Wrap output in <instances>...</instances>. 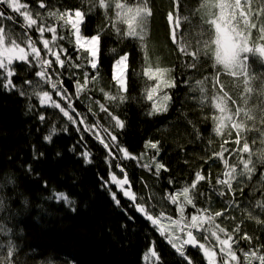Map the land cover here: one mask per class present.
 Returning a JSON list of instances; mask_svg holds the SVG:
<instances>
[{
  "label": "trees",
  "instance_id": "obj_1",
  "mask_svg": "<svg viewBox=\"0 0 264 264\" xmlns=\"http://www.w3.org/2000/svg\"><path fill=\"white\" fill-rule=\"evenodd\" d=\"M117 2L126 7L116 9ZM144 2L106 0L111 6L101 7L98 0H20L34 19L39 13L46 26L57 27L56 44L67 50L73 63H79L74 34L62 27L63 21L49 13L80 10L84 14L82 34L100 36L99 63L98 70L90 66L70 68L67 61L64 68L55 61L51 68L45 66L50 75L53 71L60 75L63 87L72 96V107L86 116L84 123L93 128L92 132H87L82 125L77 132L58 109L39 103L37 94L49 91L53 100L67 110V101L60 99L49 84L35 75L41 70L38 65L15 61L11 77L15 88L12 90H6L2 86L6 81L0 80V264H4L9 244L14 245L12 256L7 258L11 264H146L149 250L157 254L155 264H188L189 261L208 264L200 250L189 249L187 259L180 257L159 234L158 228L137 214L117 185L109 183L108 187L121 201L120 207L115 205L108 188L102 186L101 178L110 181V174L122 177L123 173L128 174L136 203L157 217L166 233L172 235L163 219L167 223L172 222V218L179 220L181 204H184L182 223L185 225L191 215L215 216L216 212H221L214 224L224 232L213 230L221 239L226 238L225 233L233 238L236 260L228 264H259L258 259L246 258L244 253L264 255V223L259 222L264 221V207L258 206L264 202V159L261 157L264 153V99L259 92L264 81V57L259 52V47L264 45L259 31L264 26V0H241L244 11L250 12V23L257 25L248 31L241 23L238 29L247 35V46L253 49L243 54L247 56L251 94L244 92V77L232 76L224 64L216 62L214 44L203 49L196 69L184 67L192 60L178 51L182 40L193 45L189 49L192 51L197 40L215 39V29L206 21L216 19L219 8H201L205 0H146L151 15L144 19L142 31L137 28L142 39L129 37L125 34L128 31L125 19L132 15L128 9L143 6ZM227 2L234 3V0ZM40 3L45 7H39ZM0 10L14 17V21L2 23L6 33L11 31V39L20 47H25L28 37L37 41L35 27L23 28V19L4 4ZM233 12L240 21L239 10L232 8L225 9V17ZM170 13L171 20L168 19ZM133 24L135 26V21ZM60 36L64 39H59ZM5 39L10 44L8 35ZM125 54L128 55L126 89L121 88L114 77L115 61ZM41 56L47 58L43 51ZM32 60L30 57L29 61ZM157 68L167 71L157 73ZM149 69L153 73L151 77L146 74ZM85 72H88L87 83ZM51 79L55 81L56 75H51ZM77 81L81 85L79 97L75 94ZM197 81L202 83L197 84ZM165 82H175V87H165ZM18 90L25 95L21 96ZM121 94L125 97L123 101L108 98ZM216 96L224 100L221 107L227 110L223 113L216 107ZM97 101L124 122L123 129L114 127L99 110ZM237 107L242 109L239 115H236ZM157 108L167 110L155 111ZM39 114L45 116L44 122L38 120ZM70 115L75 114L70 112ZM221 120L226 127L217 133L215 129ZM233 123L244 125L239 145L235 143L237 133L231 127ZM53 127L57 129L55 134L51 132ZM63 128H67V132ZM97 128L103 134L98 135ZM105 129L116 136L120 149H126L136 159H125L117 152ZM47 135L53 136L51 142L45 141ZM96 137L109 148L105 149ZM244 142L252 152L254 170L250 176L240 174L243 165L239 161L249 158L248 153L239 151ZM151 144H157L159 152ZM222 148L227 149L223 159L213 155ZM84 150L90 153L91 163L86 164L80 155ZM224 159L237 169L231 190L217 184L218 179H225ZM156 163L165 166L159 176L155 175ZM197 172L205 179L196 182L193 189L191 185ZM184 187H189L188 196L195 207L186 203ZM220 192L224 195H218ZM59 193H63L67 201L57 199ZM170 195L177 196L176 204L168 199ZM230 201L235 202L236 207L230 208ZM203 209L207 212H201ZM193 231L205 248L213 245L219 248L210 233ZM179 233L183 237L180 228ZM245 234L251 239H243ZM218 262L223 264V259L219 258Z\"/></svg>",
  "mask_w": 264,
  "mask_h": 264
},
{
  "label": "snow or ice",
  "instance_id": "obj_2",
  "mask_svg": "<svg viewBox=\"0 0 264 264\" xmlns=\"http://www.w3.org/2000/svg\"><path fill=\"white\" fill-rule=\"evenodd\" d=\"M0 3L6 5L8 9H10L13 13L19 14L20 17L23 18V25L22 27L25 29L30 30L31 28L35 27L37 33L40 36L43 49L46 50L47 53L51 54L55 58L56 64L60 68L65 67V62L67 61V64L70 68H83L85 66H90L92 70H98V63H99V41L100 36L98 34L92 35L90 38L83 37L80 34V25L84 22V14L80 10H76L74 13L65 11L63 13H49L50 16H57L59 20L63 21L62 27H67L71 30V32L74 34V44L77 49V56L79 59V63H73V61L70 59V57L66 54L67 50L64 49L61 45L56 44V48L59 49V51L54 50L50 47L51 42L57 41V29L54 26H46L43 21L41 20L39 13L36 14L37 18H33V14L31 11L27 10V5L20 3V0H0ZM98 3L101 7H110L111 5L109 3H106V0H98ZM115 8L120 10L124 9L126 6L121 3H115ZM39 7L43 8L45 5L43 3L39 4ZM201 8L203 9H212V8H219L220 13L219 16H217L216 19H210L206 22L211 25L215 29V39L209 40V41H202L197 40L195 45V50L190 51L189 49L193 47V45L187 41H181V46L179 47L178 51L179 53L183 54L184 56H188L191 58L192 62L190 64H185L184 67H188L191 69H196L197 67V61L199 58V55L203 51L204 48L210 47L211 44H214L215 51H216V62L224 64L226 69L230 70V74L234 77L236 76H242L244 77L243 83L245 84L244 92L246 94H251L253 92V88L248 86L249 85V73L246 70V63L247 56L243 55L248 52H252L253 49L249 48L247 46V35L243 34L239 29V25L242 23L243 27L250 31L252 28H256L257 25L255 23H250L249 17L250 12H245L244 8L241 5V0H234V3H228L227 0H205L204 4L201 5ZM226 8H232L235 10H239V16L241 18L240 21H237L236 13L233 12L231 15H229L227 18L225 17V9ZM22 9H24L22 11ZM129 13H132L131 16L127 17L125 19V22L128 24V31L125 33L129 37H138L142 39V36L140 32L137 31V28H140L141 31L143 30V21L146 17L151 15V9L147 7L146 0L143 4V6H137L135 9H128ZM117 15L119 16L120 13L118 12ZM168 19H172L171 13L168 16ZM14 21V17L12 15H6L4 11L0 10V70H3L0 72V80L6 81L3 83V87L6 90H12L15 88V85L12 83L11 77L14 75V72L12 70V62L13 60L22 61L29 64H36L39 66L41 70L37 71L35 75L41 80L50 85V89L55 91L57 96L67 101V110L65 107H61L60 103H57L56 100H53L50 96L49 91H43L42 93L37 94L39 103L43 106H47L50 104L52 108L58 109L59 112L67 118L69 122L73 124V126L76 127L77 132L80 130V126L82 125L87 132H92L93 128L88 126L84 123V120L86 119V116L76 112L75 108L72 107V96H70L67 92V90L63 87V81L60 79V75L57 74L55 71L51 73V75H56V80L52 81L51 75L46 71L45 66L52 67L53 62L51 60H48L41 56L40 49L36 46L37 42L33 41L31 37H28L25 47H20L14 39H11V31L6 33L5 26H3V21ZM133 21H135V26L133 24ZM236 23H233V22ZM229 26L228 31L232 33V36L234 37L233 42L231 43L230 48V56L226 59L224 55V46L225 42L229 39L228 31H225V26ZM45 31L51 33V42L48 39H44L43 35ZM119 31V29H117ZM261 35V39H264V26L260 27L259 29ZM8 35L10 40V47H5L4 41L5 36ZM27 35V32L25 33ZM173 39H175V31L172 33ZM59 39H64L63 36H60ZM236 41H239L237 43ZM26 48L30 51H26ZM259 52L261 55H264V45H261L259 47ZM29 55H32L33 60L29 61L28 57ZM61 55H64V59H61ZM127 61H128V55H122L115 61L116 65V75L115 80L118 85H120L121 88L126 89V69H127ZM167 71L166 69H156L157 73ZM75 75V73H72ZM150 77L153 75L152 70L149 69L146 73ZM85 76V83L88 82V72L84 73ZM93 81L96 79L95 75L92 77ZM218 82V81H217ZM26 84H31L30 81H25ZM202 82L197 81V84H200ZM165 87H175V82H165ZM223 87L222 85L220 86ZM76 88V96L79 97L81 92V85L77 81L75 83ZM156 89H153L155 91ZM20 91V90H18ZM103 91V90H101ZM260 92V98L264 99V81H261V85L259 88ZM20 95H25L24 91H20ZM224 96L226 97L227 94L225 93ZM112 101H116L119 99L120 101H123L125 97L121 94L119 97L116 96H110L108 97ZM150 100L152 99V95L150 94L148 97ZM89 99H91L89 97ZM215 100L217 101L216 107L220 109V111L223 113L227 109L225 107H221V104L224 103V100L220 96H216ZM99 106V110L106 114L107 118L110 119L117 129H123L124 122L119 119V117L114 116L111 112H109L108 108L105 107L104 104H99V102H96ZM245 103H247V98H245ZM32 105H29V108L31 109ZM166 111V108L163 109H155V111ZM242 111L241 108L237 107L236 109V115H239ZM70 112L74 113L75 115H70ZM89 113L92 114L95 117L94 113H91V110L89 109ZM247 115V113H246ZM38 120L40 122L45 121V116L43 114L38 115ZM229 120L232 119L231 116L228 117ZM248 119H254L251 116H248ZM79 122V124H78ZM264 122V121H262ZM226 127L223 120L220 121V125L215 129L217 133H221L223 131V128ZM232 128L236 129L237 133V139L235 143L239 145L241 143L240 140V132L241 129L244 128L243 124L239 123H233L231 125ZM64 132H67V128L62 129ZM57 129L53 127L51 129V132L55 134ZM105 132L107 133L108 139L111 141L112 145L117 149V152H122L123 157L125 159H136L135 157L130 156V154L127 152L126 149H120L116 136L112 135L110 132H107V129H105ZM97 140L103 145L105 149L109 148L108 144H105L103 140H100L99 137H96ZM45 141L51 142L53 139L52 135H47L44 137ZM83 137L81 136V140ZM86 149V145L84 146ZM151 147L153 149H156L157 152H159V148L157 144H151ZM227 151V149L222 148L220 152L214 153L217 158L223 159L224 152ZM241 153H248L249 158L244 160L241 159L239 161L240 164L243 165V172L240 173L241 175H248L250 176L251 173L254 170V164L253 160L251 159L252 152L250 150L249 144L247 142L243 143V147L239 149ZM59 155V154H58ZM81 156L85 158V163H91L90 159V153L87 150H84L80 153ZM109 155L113 156V159L115 156L109 152ZM262 159H264V153H261ZM107 162V161H106ZM110 163V162H109ZM223 163L225 165V168L227 169L223 175L225 179H218L217 184L219 185H225L229 190L232 189V181L236 179L237 175V169L236 166H229V162L227 159L223 160ZM252 165V167H250ZM117 168H120L119 162H117ZM144 167H149L148 165H143ZM165 166L161 163L155 164V175L159 176L160 170L164 169ZM123 171V169H120ZM205 177L200 173L197 172L195 174V182L192 183L191 187L194 189L196 187V182H199L201 180H204ZM102 180V186L105 188H108L109 194L115 203L117 207L121 206V201L117 199L116 193L111 191V189L108 187L109 183H114L117 185L119 190L122 192L123 196L127 199H129L132 202V207L135 208L139 213H141L151 224L155 226H159V219L157 217H154L153 215H150L149 212L143 207L141 204L135 203L136 201V195L132 193L131 191L127 190L125 188V185H129V180L127 175L125 174L123 180L117 179L115 174H110V181H103ZM183 195L185 197V201L188 205H192L195 207L193 200L189 198V187L183 188ZM218 195L223 196L224 193L220 192ZM57 199H63L67 201V197L63 193L57 194ZM168 199L173 203H177V196L170 195ZM228 206L236 207L235 202L230 201ZM259 207H264V202H261V204L258 205ZM179 211L181 214V218L179 220H173L172 223L177 225L180 228V231L184 233L183 237H173L172 235L166 233L164 228H159V234L166 240V242L179 254L180 257H183L187 259L185 248L186 246H191L194 248H199L203 250V254L208 258V264H216L215 256L216 253L211 250V248L205 249L204 244L200 243L197 240V236L194 235L193 230H203L205 232L210 233L212 236L216 238V242L219 245V251L224 257L223 264H228L229 260H235L236 255L232 250V236L231 234H227L226 238L221 239L219 235H217V232L213 229H218L219 232H224V229L219 228L218 225L214 224V220L216 217H219L222 215L221 212H216L215 216L212 215H191L190 222L188 224L182 223L184 220V204H181L179 207ZM201 212H207V209L201 210ZM160 216L163 215V213L159 214ZM131 219V217H129ZM171 219V218H169ZM260 223H264V221H259ZM208 225L207 228H205V225ZM185 229H187L185 231ZM240 229L237 227L236 231L238 232ZM243 239L250 240L251 237H248L246 234L242 237ZM207 239V237H205ZM179 241V243H177ZM14 252V245L9 244L6 255H5V261L4 264H11V262L7 259L8 257H11ZM150 255L153 257H156L157 254L155 251L150 250ZM246 258H255L259 260V264H264V255L257 256L256 252H250V253H244ZM188 264H191V261L188 262Z\"/></svg>",
  "mask_w": 264,
  "mask_h": 264
},
{
  "label": "rangeland",
  "instance_id": "obj_3",
  "mask_svg": "<svg viewBox=\"0 0 264 264\" xmlns=\"http://www.w3.org/2000/svg\"><path fill=\"white\" fill-rule=\"evenodd\" d=\"M23 10H24V9H22V11H23ZM73 13H74V12H73ZM21 18H22V17H21ZM22 19H23V18H22ZM51 26H52V25H51ZM54 27H56V26H54ZM81 28H82V24L80 25V34H81V36L86 37V36H84V35L82 34V32H81ZM56 29H57V27H56ZM225 31H228V29H227L226 27H225ZM36 32H37V31H36ZM228 36H229V39L225 42V46H224V48H225L224 55H225V58H226V59L230 56V51H228V50L226 49V45L230 46V48H231V43L233 42V39H234V37L232 36V33H231L230 31H228ZM43 38H44V39H48V40L51 42V33L45 31V33H44V35H43ZM87 38H90V37H87ZM32 40H33V39H32ZM33 41H35V40H33ZM57 41H58V33H57ZM57 41H55V42H51V43H50V47L53 48V49L56 50V51H59V50L55 47ZM36 42H37V45H36V46L40 49V51L42 50V51L44 52L45 56L47 57L46 59L51 60V61L54 63L55 58H54L51 54L47 53L46 50L43 49L42 42H41V39H40V36H39L38 33H37V41H36ZM236 42L239 43L238 41H236ZM4 45H5V47H10V46H11L10 44H8V43L6 42V39H5V41H4ZM99 47H100V41H99ZM26 51H30V50H28V49L26 48ZM42 51H41V52H42ZM98 56H99V52H98ZM262 56L264 57V55H262ZM30 57H32V55H29L28 59H29ZM52 58H53V59H52ZM15 61H18V60H13L12 64H13ZM11 67H12V66H11ZM46 67H48V66H46ZM49 68H51V67H49ZM115 69H116V65L114 66V77H115V75H116V71H115ZM127 70H128V61H127V69H126V73H125L126 83H127ZM50 96L52 97V95H50ZM52 99H53V97H52ZM97 130L99 131V132H98V135L103 134V132H102L101 129H98V128H97ZM121 153H122V152H121ZM133 156H134V155H133ZM123 176H124V173H123ZM123 176H122V177L116 176V177H117V179L122 180V179H123ZM125 188L128 190L127 187H125ZM173 220H176V219H173V218H172V221H173ZM163 223H164V224L166 225V227L170 230V233L172 234L173 237H177V236L182 237V234L179 233V227H177L176 225H174L172 222H169V221H168V223H167L166 220H164V219H163ZM193 232H194V231H193ZM194 233H195V232H194ZM177 243H179V241H177ZM208 248H211V247L207 246L206 249H208ZM211 250L214 251V252L216 253V256H215L216 264L219 263V262H218L219 258H222V259L224 260V257H223L222 254L220 253L219 248H216V246L213 245V247L211 248ZM151 251H153V250H151ZM156 260H157V256H156V257L151 256V255H150V250H149V251L146 253V256H145L146 264H155ZM235 260H236V259H235ZM231 261H233V260H229L228 263H230Z\"/></svg>",
  "mask_w": 264,
  "mask_h": 264
},
{
  "label": "water",
  "instance_id": "obj_4",
  "mask_svg": "<svg viewBox=\"0 0 264 264\" xmlns=\"http://www.w3.org/2000/svg\"><path fill=\"white\" fill-rule=\"evenodd\" d=\"M0 7L1 8H3V4L2 3H0ZM226 49L228 50V51H230V46H228V45H226ZM127 175V177H128V174H126ZM124 176H125V174H124ZM124 176H123V179H124ZM122 179V180H123ZM128 180H129V177H128ZM125 187H127L128 188V190L129 191H131L132 193H134V191H133V189H132V186H131V183H130V181H129V185H125ZM129 200V199H128ZM130 201V200H129ZM131 202V201H130ZM132 203V202H131ZM135 203H136V201H135ZM136 212H137V214H139V215H141L145 220H147L141 213H139L137 210H136ZM148 221V220H147ZM157 228H158V230H159V228H161L162 226L159 224V226H156ZM163 228V227H162ZM195 235V234H194ZM197 240H198V238H197ZM199 241V240H198ZM200 243H202L201 241H199ZM203 244V243H202ZM205 246V245H204ZM189 249H193V250H200L201 252H202V254H203V250L202 249H199V248H194V247H191V246H186V248H185V252L186 251H188ZM206 249V248H205ZM204 255V254H203ZM205 256V255H204ZM206 257V256H205ZM206 259H207V261H208V258L206 257Z\"/></svg>",
  "mask_w": 264,
  "mask_h": 264
}]
</instances>
